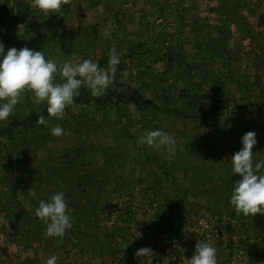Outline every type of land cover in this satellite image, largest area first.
Instances as JSON below:
<instances>
[{"label": "rangeland", "instance_id": "obj_1", "mask_svg": "<svg viewBox=\"0 0 264 264\" xmlns=\"http://www.w3.org/2000/svg\"><path fill=\"white\" fill-rule=\"evenodd\" d=\"M18 1L0 0L5 51L42 50L60 63L91 58L107 69L113 47L121 56L146 40L147 54L164 47L162 59L146 57L143 66L141 54L137 64L119 65L116 88L107 95L95 98L82 88L63 119L49 117L47 105L25 92L0 122V264H46L51 256L57 264H184L198 242L216 247L218 264H264V215H238L229 203L240 179L230 159L246 132L257 133L255 162L264 160V115L249 106L264 92V0H229L227 16L239 26L221 25L215 12L208 14V29L199 28V18L187 17L182 26L167 13L149 18L142 12L145 0L136 8L128 1L126 24H114L117 30L125 25L128 37L109 34L110 24L99 23L109 19L108 3L120 8L127 0H70L49 17L21 0L28 10L17 23ZM148 18L156 26L150 32L141 26ZM167 40L180 57L164 72L171 57V51L164 55ZM196 93L200 98L189 104L187 96ZM217 97L229 100L224 113L206 115ZM41 113L47 125L36 120L4 130L16 118ZM57 126L67 134L54 136ZM156 129L175 138V154L138 144ZM33 186L36 198L28 194ZM58 191L65 194L72 227L50 238L35 210L39 199ZM207 224L217 231L207 235ZM143 247L152 252L136 257Z\"/></svg>", "mask_w": 264, "mask_h": 264}, {"label": "clouds", "instance_id": "obj_2", "mask_svg": "<svg viewBox=\"0 0 264 264\" xmlns=\"http://www.w3.org/2000/svg\"><path fill=\"white\" fill-rule=\"evenodd\" d=\"M69 2L31 0V6L49 17L52 13H60L62 6ZM120 64L121 54L115 47L109 50L108 68L104 69L91 58L60 63L47 58L42 50L11 47L5 51L4 44L0 42V122L12 115L25 92L32 94L35 104L47 105L49 117L63 119L66 109L81 96L82 88L95 98L105 96L115 89V77ZM37 123L47 125L48 121L40 115ZM52 134L59 137L67 133L57 126L52 128ZM241 143L242 148L230 159L232 175L239 174L240 179L234 183L229 203L238 215L253 218L256 214L264 215V172H261L264 160L255 162L253 147L258 143L256 132H246ZM138 144L156 149L165 148L169 154H175L178 147L175 138L162 129L141 135ZM28 194L37 197L34 186ZM35 215L46 225L45 234L50 238L62 237L72 227L69 205L63 191L54 193L48 199H39ZM151 252L149 247H143L135 256L145 258ZM46 264H57V257H49ZM184 264H218L217 249L212 243L198 242L192 257L187 258Z\"/></svg>", "mask_w": 264, "mask_h": 264}, {"label": "crops", "instance_id": "obj_3", "mask_svg": "<svg viewBox=\"0 0 264 264\" xmlns=\"http://www.w3.org/2000/svg\"><path fill=\"white\" fill-rule=\"evenodd\" d=\"M128 1H129V3H127ZM126 3L129 5L130 8H136V5L139 3V0H127L124 3V5H120V8H117V6H113V4H110V3H108V6H106L105 11L108 13L109 19H108V21H104L103 18H101L102 21L99 23L102 24L105 28L108 25L104 22H107L110 25H113V26H110V25L108 26L110 28L109 29L110 32H107V33H109V34L111 32L119 33L118 35H122L125 37H128V35L130 34L128 28L125 25L119 26L118 30H117V28L116 29L114 28L115 21H118V22L121 21V25L126 24V19H127L126 14H125L126 13L125 11L127 10V8H126L127 4ZM179 4H181V5L183 4L184 6L183 5L182 6L184 7V9L181 8V6ZM141 5H142V12H144L146 14V16H148L149 18L151 16L154 17L157 12L161 13V14H158V15H160V17L166 13L169 14L170 16L173 15L172 17L174 19L178 20L177 26H182L183 22H185V25H187L186 18L188 17V18H199L202 21L201 23H199L200 24L199 28L200 27L203 29L205 27L207 29L211 28L210 26L207 25V23L209 22L208 21L209 20L208 14L215 13V12L217 14H219L222 18V19L220 18V20L223 22V24H221V25H223V26L226 25V26L231 27V26H233V23H235L239 26V24H238L239 22L237 21L238 19L234 18L232 16V14H230V16H227L228 6L231 5L229 0H145L143 3L141 2ZM202 14H204V15H202ZM235 14H237V12ZM11 15H13V12H11ZM156 17H158L156 20L157 23H160V17L159 16H156ZM149 18L145 22H141V26H143V25L146 26L147 27L146 29L148 30V32H150L152 30L151 29L152 26L156 27L153 24V22H152V24H148V23H151ZM229 19H232L233 21H229ZM12 21L18 23V21H15L14 18ZM99 23H98V26H101ZM137 23L138 22H135V20H134V24H136L138 29H139L141 26ZM193 24H197L196 20L193 21ZM193 30L196 34H198L197 32L200 31L198 29H195V27L193 28ZM230 30L232 31L231 28H230ZM148 32H146V34H144V35H148ZM195 37L197 38V36H195ZM147 39H148V36H147ZM147 42L148 41L146 40V41H144V43H140L137 47H134V48L130 47L129 52L127 54H124L121 56V64L120 65L124 64V66H126V64H129L132 62L137 64L138 59L140 58L141 54L145 56V58L142 60L143 66L145 65L144 61L146 63L147 61H151L154 58H157L155 61L160 59L161 56L159 53L163 49L164 46L163 47L158 46L156 52H155V48H154L152 51L154 55L153 54L151 55V54L146 53L147 49H149V48L143 47V44H145V43L148 46ZM165 43L167 44V46H165L166 52L164 55H167V52L171 51L170 52L171 57L168 56L169 57L168 62L170 64H167L166 69L168 66L170 67V69H172L176 66V65H173L175 63V59L177 57H180V55H178V53L176 51L177 47L175 49L174 46L169 44L170 41L167 40ZM155 53H156V55H155ZM146 57L149 58L147 61L145 60V59H147ZM135 64H133V65H135ZM181 67L183 68L184 65H182ZM186 67H188V66H186ZM165 70H164V72H165ZM164 72H161V73H164ZM160 77L162 78V76H160ZM213 228H214V224H207V225H205L204 231H207V235H210L212 230L217 231V229H213ZM217 240H220V239H217ZM220 241H218V242H220ZM227 241H230V239L229 240L226 239V242Z\"/></svg>", "mask_w": 264, "mask_h": 264}, {"label": "trees", "instance_id": "obj_4", "mask_svg": "<svg viewBox=\"0 0 264 264\" xmlns=\"http://www.w3.org/2000/svg\"><path fill=\"white\" fill-rule=\"evenodd\" d=\"M6 1H8V0H6ZM4 5H6V4L4 3ZM22 5H23V2L21 0H19L17 2V4H16V6H18L19 8H16V13H15L16 16L14 17L15 21H18V19L20 18L21 15H25L26 16L25 13H27L28 9L26 7H22ZM3 14L6 15L5 12H3ZM21 21H23V22L26 21V18L25 17L22 18ZM169 71H170V67L168 66L167 69L165 70V72H169ZM189 87H191V85ZM185 94H186V92H184V95ZM260 94H261V98L260 99L257 98L256 100H252L253 102L249 103V106L253 107L257 111V113L264 115V92L262 91ZM88 95L89 94H87V98H88ZM207 96L210 97V94L207 95V92H206L204 97L206 98ZM196 97L200 98V95L196 93V96H194V97L187 96L188 103L192 104V102L196 99ZM130 98L131 97H128V101H130ZM217 99H219V98L217 97ZM83 101H84V98H83ZM148 103H151V100L148 101ZM228 104H229V100L228 99H226V98L219 99L213 105V107L209 110L210 112L206 113V115H211L212 113L221 115V114L224 113V109L226 108V106ZM138 106H140L139 103H138ZM168 111H171V110H168ZM173 112H174V110H173ZM40 115H43V114L42 113L41 114H31V115L27 116L23 120H19V118H16L4 130L6 132L10 133L17 126H20V125H23V126L31 125L33 122L38 120ZM3 133H4V131H3Z\"/></svg>", "mask_w": 264, "mask_h": 264}]
</instances>
